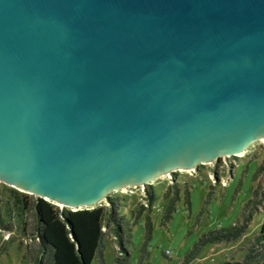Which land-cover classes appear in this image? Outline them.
I'll list each match as a JSON object with an SVG mask.
<instances>
[{
	"label": "water",
	"instance_id": "water-1",
	"mask_svg": "<svg viewBox=\"0 0 264 264\" xmlns=\"http://www.w3.org/2000/svg\"><path fill=\"white\" fill-rule=\"evenodd\" d=\"M264 139V0H0V182L72 211Z\"/></svg>",
	"mask_w": 264,
	"mask_h": 264
},
{
	"label": "rangeland",
	"instance_id": "rangeland-1",
	"mask_svg": "<svg viewBox=\"0 0 264 264\" xmlns=\"http://www.w3.org/2000/svg\"><path fill=\"white\" fill-rule=\"evenodd\" d=\"M262 164L264 142L258 141L240 157H222L214 164L197 167L196 171L180 170L163 176L152 184L156 200L152 207L146 186L133 192L121 190L110 194L120 198V214L128 222L125 233L130 264H185L186 257L204 235L241 222L239 238H221L205 244L188 264L240 262L244 249L261 234L264 225V170L254 180ZM258 185L262 186L261 202L250 219L243 222V210ZM175 191L179 192L180 200L172 217L166 220L170 200L165 199V194L170 192L171 198ZM24 199L39 200L0 182V219L13 226L12 231L0 226V264H28L23 259L28 242L23 234L28 217ZM102 205H107V201ZM113 239V235L105 237L104 264H116L118 247ZM92 264L102 263L96 258Z\"/></svg>",
	"mask_w": 264,
	"mask_h": 264
},
{
	"label": "trees",
	"instance_id": "trees-1",
	"mask_svg": "<svg viewBox=\"0 0 264 264\" xmlns=\"http://www.w3.org/2000/svg\"><path fill=\"white\" fill-rule=\"evenodd\" d=\"M263 170L264 164L259 166L254 180H257ZM152 186L146 185L145 187L151 207L156 201ZM261 190L262 186L258 185L253 197L243 210L241 221L249 220L261 202ZM169 196L170 192H167L165 199H169L170 202L166 220L172 217L176 202L180 200L178 191H175L173 197ZM23 207L28 214L23 226V234L28 241L25 245L23 259L28 264H92L96 258L104 264V240L108 235H113V240L118 247L115 263L130 264L131 256L127 248L128 239L125 233L128 222L120 214L121 205L118 196L108 197L107 205L77 211L61 209L42 199L32 202L24 199ZM0 226L8 231L13 229V226L5 224L4 219H0ZM241 227L240 222L237 226L204 235L191 254L186 257L184 263L188 264L194 259L197 252L207 243L221 238H239ZM244 252V257L240 262L226 261L221 264H264V225L261 228V234L253 239Z\"/></svg>",
	"mask_w": 264,
	"mask_h": 264
},
{
	"label": "built area",
	"instance_id": "built-area-1",
	"mask_svg": "<svg viewBox=\"0 0 264 264\" xmlns=\"http://www.w3.org/2000/svg\"><path fill=\"white\" fill-rule=\"evenodd\" d=\"M248 150H249V148L247 149V151L246 152H248ZM245 152V153H246ZM223 158H225V157H223ZM218 161V160H217ZM216 161V162H217ZM215 162V163H216ZM210 164V163H209ZM212 164H214V163H212ZM207 164H205V165H199L198 167H202V166H206ZM196 169H197V167L196 168H194V169H192L191 171H196ZM188 171H190V170H188ZM166 176H169V175H166ZM139 187H142V186H139ZM139 187H129V188H125V189H123V191H127V190H129V191H131V192H133V190L134 189H137V188H139Z\"/></svg>",
	"mask_w": 264,
	"mask_h": 264
},
{
	"label": "bare ground",
	"instance_id": "bare-ground-1",
	"mask_svg": "<svg viewBox=\"0 0 264 264\" xmlns=\"http://www.w3.org/2000/svg\"><path fill=\"white\" fill-rule=\"evenodd\" d=\"M262 142H264V139L263 140H261ZM242 155H244V153L243 152H239L238 154H237V156H242Z\"/></svg>",
	"mask_w": 264,
	"mask_h": 264
}]
</instances>
